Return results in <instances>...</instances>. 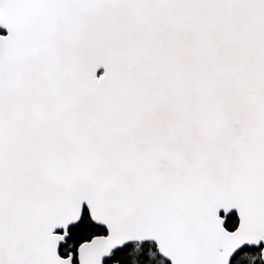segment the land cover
<instances>
[{
  "label": "snow or ice",
  "instance_id": "obj_1",
  "mask_svg": "<svg viewBox=\"0 0 264 264\" xmlns=\"http://www.w3.org/2000/svg\"><path fill=\"white\" fill-rule=\"evenodd\" d=\"M0 264H264V0H0Z\"/></svg>",
  "mask_w": 264,
  "mask_h": 264
}]
</instances>
